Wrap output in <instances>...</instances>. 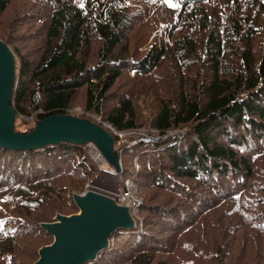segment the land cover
<instances>
[{
    "label": "trees",
    "instance_id": "trees-1",
    "mask_svg": "<svg viewBox=\"0 0 264 264\" xmlns=\"http://www.w3.org/2000/svg\"><path fill=\"white\" fill-rule=\"evenodd\" d=\"M0 40L15 131L82 96L78 117L112 134L138 185L137 226L86 264H264V0H0ZM125 74L138 92L120 89ZM159 75L166 88L147 81ZM102 171L81 144L0 147V264H33L54 240L42 223L78 212L74 193Z\"/></svg>",
    "mask_w": 264,
    "mask_h": 264
},
{
    "label": "water",
    "instance_id": "water-1",
    "mask_svg": "<svg viewBox=\"0 0 264 264\" xmlns=\"http://www.w3.org/2000/svg\"><path fill=\"white\" fill-rule=\"evenodd\" d=\"M16 80L15 56L9 45L0 40V147L14 150H39L50 144L94 143L109 166L122 173L121 156L115 139L102 125L70 114H54L37 122L29 133L15 131L16 111L11 105ZM103 169V167H101ZM79 212L57 213L42 227L54 236L52 243L39 249L33 264H86L94 261L110 246L118 229H133L137 220L133 203L121 204L108 194L87 189L74 193Z\"/></svg>",
    "mask_w": 264,
    "mask_h": 264
},
{
    "label": "rangeland",
    "instance_id": "rangeland-1",
    "mask_svg": "<svg viewBox=\"0 0 264 264\" xmlns=\"http://www.w3.org/2000/svg\"><path fill=\"white\" fill-rule=\"evenodd\" d=\"M167 26H168V24L164 23L154 33H152L150 35H148L149 33L144 34V36H143L144 45H142L140 47L142 52H144L148 46L149 47L152 46V42H154L155 38H165V39H167V36H166L167 32H166V30H164V28L167 27ZM168 41L171 42L170 39ZM147 81L152 83L154 85V87L157 88V89L158 88H166L168 86L167 83H166L167 81L162 80V76L161 75H159L156 78L157 82L152 80L151 78H148ZM159 81H161V82H159ZM142 82H144V81L139 80V79L135 80V79L130 78L129 76H127L125 74L124 77L120 81V89L121 90H125L128 87L130 92L131 91H137L138 92V90H140V88L142 86ZM165 94H167V93H165V91H160V93H159V95H165ZM145 102H146V100H144L143 96L138 101V106H139L138 109H139V113H140V124L142 126H144V127L147 125L146 122L144 121L145 116H146V112L150 109L149 106ZM72 110H73L72 111L73 115L78 116V115L84 114L85 110L83 109V98H82V96L78 97V99H77V101H76V103H75V105H74ZM93 116H95V115H93ZM93 116H91V118ZM93 118H95V117H93ZM103 125L105 126V124H103ZM17 126H18L17 129L19 131H28V129L30 127H32L33 124L32 123H26L25 124V123H22V122L19 121L17 123ZM105 127L109 128V129H111L113 131L111 126L108 125V126H105ZM181 130L182 129H176L174 131L178 132V131H181ZM114 133L119 135V137L121 138V142L122 143H125L126 142V138L130 136V135H128L129 133H125V132L118 133V132L114 131ZM137 134H139L141 137L142 136L143 137L149 136V134L145 130H142V131H140ZM86 148H87V151L90 154L91 158L100 167H103V169H102L103 171L100 174V176L96 180H94L92 183H86L82 192L86 191L87 189H94L96 191L108 194L110 196H113V197L119 199L118 202L122 203V204H124L125 202H128V204H129L132 201L133 202L140 201V203H143V199L139 195V189H138V185L136 183L134 184L131 181L127 183V181H125L123 179L121 174L116 173L115 169L113 167L109 166V164L103 158V155L96 154V151L94 149L92 150L93 147L90 145V143L86 145ZM118 151H119L120 156H121L122 169H123V157H122L123 150L119 149ZM95 157H98V158L96 159ZM128 157H129L128 154H126L124 156L126 162L128 160ZM100 158H102L103 161H100ZM131 172H132V176H133L134 173H133V171H131ZM82 192H76V193H82ZM127 194L130 195V197L128 199H127V197H128ZM0 209H1V207H0ZM75 213H77V212H75ZM138 213H139V208L137 209V214Z\"/></svg>",
    "mask_w": 264,
    "mask_h": 264
},
{
    "label": "built area",
    "instance_id": "built-area-1",
    "mask_svg": "<svg viewBox=\"0 0 264 264\" xmlns=\"http://www.w3.org/2000/svg\"><path fill=\"white\" fill-rule=\"evenodd\" d=\"M115 132H118V133H121V132H119V131H115ZM174 133H180L179 131L177 132V131H174V132H172L171 134H174ZM141 140H145V141H154V139L151 137V136H146V137H142L141 138ZM90 145L93 147L92 148V150L93 149H95L96 151H99L100 152V150L98 149V147L94 144V143H90ZM101 153V152H100ZM102 154V153H101ZM128 182H130V180H127V183ZM132 182V181H131ZM128 195V197H127V199L130 197V195L129 194H127ZM118 201H119V199H118ZM128 202H125L124 204H127ZM132 203H133V212H134V214H136L137 213V209H138V206L141 204L140 203V201H138V202H133L132 201ZM122 204V203H121Z\"/></svg>",
    "mask_w": 264,
    "mask_h": 264
},
{
    "label": "bare ground",
    "instance_id": "bare-ground-1",
    "mask_svg": "<svg viewBox=\"0 0 264 264\" xmlns=\"http://www.w3.org/2000/svg\"><path fill=\"white\" fill-rule=\"evenodd\" d=\"M95 150V149H94ZM96 151V150H95ZM96 154H99V155H102L99 151H96ZM96 159L98 158V157H95ZM103 158H104V156H103ZM105 159V158H104ZM100 161H103V159L102 158H100Z\"/></svg>",
    "mask_w": 264,
    "mask_h": 264
},
{
    "label": "clouds",
    "instance_id": "clouds-1",
    "mask_svg": "<svg viewBox=\"0 0 264 264\" xmlns=\"http://www.w3.org/2000/svg\"><path fill=\"white\" fill-rule=\"evenodd\" d=\"M134 213V212H133ZM135 215V214H134Z\"/></svg>",
    "mask_w": 264,
    "mask_h": 264
},
{
    "label": "snow or ice",
    "instance_id": "snow-or-ice-1",
    "mask_svg": "<svg viewBox=\"0 0 264 264\" xmlns=\"http://www.w3.org/2000/svg\"><path fill=\"white\" fill-rule=\"evenodd\" d=\"M0 223H2V222H0Z\"/></svg>",
    "mask_w": 264,
    "mask_h": 264
}]
</instances>
